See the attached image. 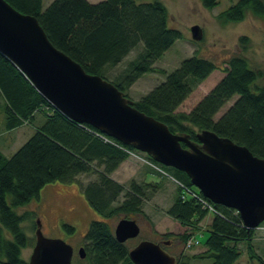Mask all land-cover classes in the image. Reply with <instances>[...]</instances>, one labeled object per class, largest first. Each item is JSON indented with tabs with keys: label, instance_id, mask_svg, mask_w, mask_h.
Wrapping results in <instances>:
<instances>
[{
	"label": "trees",
	"instance_id": "1",
	"mask_svg": "<svg viewBox=\"0 0 264 264\" xmlns=\"http://www.w3.org/2000/svg\"><path fill=\"white\" fill-rule=\"evenodd\" d=\"M6 1L17 11L35 16L57 49L79 63L87 73L112 82L127 98L135 82L147 73L157 72L154 63L183 37L180 30L169 25L168 10L162 0H101L96 3L52 0L46 7L44 0ZM200 2L210 10L219 4V0ZM248 14L264 19V0H238L217 17L223 22L237 23ZM239 42L246 48L249 38L242 36ZM137 47L141 50L136 58L114 79H109L107 74ZM216 69L214 61L194 54L174 71H162L165 80L133 101V106L166 124L173 133L189 135L198 141L196 133L210 130L264 158V86L257 84L262 71L252 68L243 55L228 59L224 78L192 110L178 111ZM234 98H237L234 104L217 118L225 104ZM0 99L4 103L0 135L3 130L10 132L23 125L33 129L32 136L10 157L0 150V264L28 263L22 257V250L32 245L34 239L27 236L22 224L33 218L34 212L28 210L20 214L18 210L38 199L48 184H72L77 182L79 175L98 172L99 179L83 187V194L93 210L108 220L121 213L136 215L142 212L145 188L149 183L141 184L135 179L131 180L124 201L113 206L125 187L111 174L131 153L145 156L183 185H177L178 195L166 214L192 229L191 234L210 214L198 198L184 194L185 190H190L202 195L185 172L159 164L132 146L67 118L1 53ZM213 207L215 212H212L206 249L193 258H211L213 264H235L242 254L240 244L244 243L250 259L256 258L264 264V259L253 247L256 230L244 227L235 209L219 204ZM261 225L264 226V222ZM65 228L75 231L69 225ZM180 237L184 243L189 234ZM84 247L87 263L134 264L129 258V248L117 241L109 222H92ZM181 256L178 264H186V256ZM186 258L191 259L190 256Z\"/></svg>",
	"mask_w": 264,
	"mask_h": 264
},
{
	"label": "water",
	"instance_id": "2",
	"mask_svg": "<svg viewBox=\"0 0 264 264\" xmlns=\"http://www.w3.org/2000/svg\"><path fill=\"white\" fill-rule=\"evenodd\" d=\"M190 28L191 39L201 40L200 26ZM0 53L67 118L185 172L203 197L235 209L244 227L256 229L264 222V158L246 146L210 130L196 133L198 141L173 133L163 122L135 108L112 82L87 73L51 43L35 16L17 11L6 0H0ZM139 234L135 219L120 220L114 230L123 244ZM35 238L27 264H73V246L46 237L40 222ZM78 256L87 259L84 246ZM129 258L134 264H176V257L161 244L147 240L131 249Z\"/></svg>",
	"mask_w": 264,
	"mask_h": 264
},
{
	"label": "rangeland",
	"instance_id": "3",
	"mask_svg": "<svg viewBox=\"0 0 264 264\" xmlns=\"http://www.w3.org/2000/svg\"><path fill=\"white\" fill-rule=\"evenodd\" d=\"M51 1L44 0V7ZM90 1L99 2V0ZM162 1L168 10L169 25L180 30L183 37L177 39L173 46L154 63V67L158 70L157 72L143 75L128 90L127 94L130 100L135 101L146 95L165 80L166 77L162 71L166 73L174 71L180 66L182 61L192 57L194 54L214 61L218 69L198 85L179 107L178 111L189 112L214 89L225 76L224 68L227 66L228 59L237 54L247 58L252 68L262 71V78L257 81V84L258 86H264V19L248 14L243 21L230 23L223 22L217 17L238 0H219V4L211 10L204 8L200 0ZM195 25L200 26L203 33L202 39L198 41L191 39L190 27ZM242 36L249 38L246 48L240 46L239 41ZM140 50L141 47L133 50L120 65L107 74L108 78L114 79L130 60L136 58ZM235 99L237 98L227 102L216 117L219 118L225 110L232 106ZM3 104L0 99L1 121L4 120ZM32 134L33 129L28 125H23L10 132L3 130L0 135V150L10 157ZM139 156L142 158H138ZM139 156L135 158L138 162H134L131 166L129 164L128 170L125 171L137 173V176L133 178L137 182L144 184V182L148 181L146 183H149L145 188L146 197L143 201L142 212L136 215L121 213L108 220L93 210L83 194V187L90 182L97 181L99 179L98 172L79 175L77 182L72 184L60 182L48 184L41 190L38 199H34L27 206L18 210L20 214L28 210L34 212V217L22 224L27 236L30 239H34L32 240V245L22 250L23 259L27 262L30 260L35 245V231L38 222H40L42 232L46 237L62 239L73 246V264H85L86 261L78 256V249L85 246V235L92 222L106 221L115 229L120 220L133 218L140 227V234L125 243L129 250L135 248L143 240L155 243L167 240L171 243L165 248V251L172 256L178 257L177 264L179 257H182L181 255L191 257V259L184 257L188 261L186 264H213L211 258H193L195 251L206 248L205 242L210 230L207 221L203 222L201 228L199 227L200 230L195 229V238L199 244L192 248L184 249V243L181 241L180 236L184 233L190 234L193 230L183 225V229H180L179 225L181 224L170 216L167 218L166 214L178 195L177 183L167 174H161L153 168H150L152 170H148L146 175L144 165L149 167L151 165L145 162L148 160L145 156L140 154ZM125 171L122 170L120 173V176L125 181L123 182L125 191L113 206H119L124 201L126 190L132 180H128L129 174H126ZM65 225L74 227L75 231H68ZM255 230L253 247L255 252L264 259V230ZM178 247L180 249L179 253L177 251ZM245 247L244 243L240 244L242 254L235 264H261L256 258L250 259Z\"/></svg>",
	"mask_w": 264,
	"mask_h": 264
},
{
	"label": "crops",
	"instance_id": "4",
	"mask_svg": "<svg viewBox=\"0 0 264 264\" xmlns=\"http://www.w3.org/2000/svg\"><path fill=\"white\" fill-rule=\"evenodd\" d=\"M90 1V0H89ZM99 1H101V0H99ZM90 2H92V3H96V2H94V1H90ZM98 2V1H97ZM19 128V127H18ZM17 129V128H16ZM16 129H13V130H16ZM13 130H11V131H13ZM136 157H134V156H130L128 159H126L112 174H111V177L114 179V180H116V181H118V182H120V183H122L123 184V182H125L124 181V179H123V177L122 176H120V173L122 172V170H128V168H129V164H130V166L132 165V164H134V162H138L136 159H135ZM144 165V164H143ZM144 167H145V173L148 171V170H152V169H150L151 167H149V166H146V165H144ZM126 172V171H125ZM129 174V176H128V180H131V179H133L135 176H137V173H135V172H131L130 171V173L127 171L126 172V174ZM146 175H147V173H146ZM126 176V175H125ZM146 182H148V181H146ZM153 182V181H152ZM167 218H169V216L167 215ZM212 218H213V215L212 214H208L206 217H205V219L199 224V227L201 228V226H202V224H203V222L204 221H207V223H208V225H210V223H211V221H212ZM174 222V221H173ZM174 225L176 226V227H178V225H176L175 223H174ZM179 228L180 229H183V227H182V225H179ZM199 229V228H198ZM200 230V229H199ZM206 249V248H205ZM204 251V249L203 250H199V251H195L194 252V254L193 255H195V254H198V253H200V252H203ZM186 256V255H185ZM188 256V255H187ZM187 261V260H186Z\"/></svg>",
	"mask_w": 264,
	"mask_h": 264
},
{
	"label": "built area",
	"instance_id": "5",
	"mask_svg": "<svg viewBox=\"0 0 264 264\" xmlns=\"http://www.w3.org/2000/svg\"><path fill=\"white\" fill-rule=\"evenodd\" d=\"M148 164H150L151 166H153L157 171L163 173V174H167L160 166L154 164V163H151V162H148L146 161ZM176 183L179 185V186H182L183 185L181 183H179L177 180H176ZM185 195H191L192 197H195V198H198L201 203L203 204V208L205 209H208L210 212H215V208L213 207V204L206 200L205 198L201 197L200 195L196 194L195 192H192L190 190H185ZM185 195H183V197H185ZM182 197V198H183ZM258 229H262L264 230V226H260ZM198 244V241L196 240L195 237H190L189 240L186 242V247L187 248H191L193 247L194 245H197Z\"/></svg>",
	"mask_w": 264,
	"mask_h": 264
},
{
	"label": "flooded vegetation",
	"instance_id": "6",
	"mask_svg": "<svg viewBox=\"0 0 264 264\" xmlns=\"http://www.w3.org/2000/svg\"><path fill=\"white\" fill-rule=\"evenodd\" d=\"M165 242H169L168 244H166ZM170 241H167V240H161L160 241V244H161V247L165 250V248L167 247V246H169L170 245ZM178 253L180 252V249H179V247H178ZM74 257V256H73ZM176 257V256H175ZM177 258V257H176Z\"/></svg>",
	"mask_w": 264,
	"mask_h": 264
},
{
	"label": "bare ground",
	"instance_id": "7",
	"mask_svg": "<svg viewBox=\"0 0 264 264\" xmlns=\"http://www.w3.org/2000/svg\"><path fill=\"white\" fill-rule=\"evenodd\" d=\"M138 151V150H137ZM137 154V153H136Z\"/></svg>",
	"mask_w": 264,
	"mask_h": 264
}]
</instances>
